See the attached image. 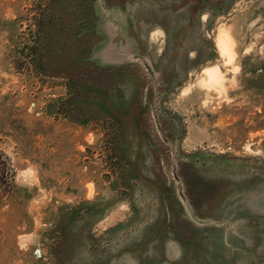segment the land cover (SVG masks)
<instances>
[{
    "label": "rangeland",
    "instance_id": "1",
    "mask_svg": "<svg viewBox=\"0 0 264 264\" xmlns=\"http://www.w3.org/2000/svg\"><path fill=\"white\" fill-rule=\"evenodd\" d=\"M113 6L140 54L96 68ZM259 182L264 0H0V264H195L194 208Z\"/></svg>",
    "mask_w": 264,
    "mask_h": 264
},
{
    "label": "crops",
    "instance_id": "2",
    "mask_svg": "<svg viewBox=\"0 0 264 264\" xmlns=\"http://www.w3.org/2000/svg\"><path fill=\"white\" fill-rule=\"evenodd\" d=\"M93 27L96 37H101L94 43L89 58L96 68L122 67L138 59L139 43L131 33L130 18L124 10L116 6L106 12L100 9ZM98 54L102 56L101 59L96 58L99 63L93 59ZM194 212L196 217L192 224L204 231L203 237L196 240L197 255L205 246L206 234L212 237L210 249H213L211 258L203 256L195 264H264V185L261 182L233 187L216 204H211L208 209L195 207ZM155 242V250L150 248L148 254V264H159L161 261V264H190L184 258L187 257L186 252L183 253L187 250L185 243L179 249L176 260L167 258L173 250L172 243L169 244L170 249L166 244L168 250L161 258L157 249L163 248V244ZM144 259L142 256L139 262L136 260L132 264H143Z\"/></svg>",
    "mask_w": 264,
    "mask_h": 264
},
{
    "label": "bare ground",
    "instance_id": "3",
    "mask_svg": "<svg viewBox=\"0 0 264 264\" xmlns=\"http://www.w3.org/2000/svg\"><path fill=\"white\" fill-rule=\"evenodd\" d=\"M223 45H224V44H223ZM224 46H225V45H224ZM227 50H228V49H227ZM212 71H213V70H212ZM213 72H214V71H213ZM212 75H213V73H212ZM212 75H211V76H212ZM214 75H215V74H214ZM211 76H210V77H211ZM212 78H213V77H212ZM212 78H211V79H212ZM210 81H211V80H210Z\"/></svg>",
    "mask_w": 264,
    "mask_h": 264
}]
</instances>
